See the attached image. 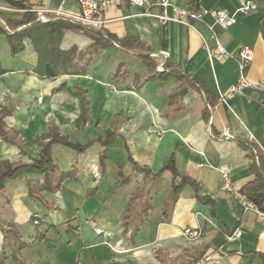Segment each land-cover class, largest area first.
Listing matches in <instances>:
<instances>
[{"label": "crops", "instance_id": "0c3cea01", "mask_svg": "<svg viewBox=\"0 0 264 264\" xmlns=\"http://www.w3.org/2000/svg\"><path fill=\"white\" fill-rule=\"evenodd\" d=\"M22 1L58 10L48 14L50 21L79 25L69 18L81 11L77 0ZM191 1L174 0L186 9L192 8ZM243 1L200 0V9L208 13L190 20L192 27L140 15L127 0H118L104 13L101 31L139 37L158 73L170 62L181 73L199 77L210 101L204 90L192 87L181 94L184 84L175 76L161 79L151 73L137 57L140 51H125L116 43L93 49L83 30L65 31L56 44L62 50L76 48L74 62L82 70L54 77L37 69L43 45L26 39L25 49L13 55L6 35L0 34V109L10 110L6 123L23 139L20 147L0 137V161L27 164L16 178L4 180L0 191V264H197L206 255L214 261L205 264H264V225L222 188L221 178V169L227 168L235 191L241 192L255 179L251 144L264 151V91L249 87L228 95L237 81L236 55L242 46L253 47L255 54L248 79L264 83V0H255L258 7L251 13L237 12L236 22L226 29L210 14L220 9L234 13ZM150 10L162 12L156 5ZM23 12L5 11L13 18ZM218 41L229 57L211 62L208 51ZM80 94L88 101L85 122L79 121ZM53 126L87 148L52 145L54 163L61 170L75 169L77 175L57 192L39 194L42 202L29 191L44 175L30 164L39 157L38 140ZM130 155L153 172L172 156L179 176L196 186L185 185L173 201L171 172L153 178L135 170ZM166 173L169 186L161 183ZM89 190L94 193L88 195ZM36 212L44 219L39 225L31 221ZM96 227L111 236L97 234ZM186 227L198 229L200 237H183ZM236 228L241 236L228 241L224 233ZM105 240L121 242L127 250L116 253Z\"/></svg>", "mask_w": 264, "mask_h": 264}, {"label": "trees", "instance_id": "16d2710c", "mask_svg": "<svg viewBox=\"0 0 264 264\" xmlns=\"http://www.w3.org/2000/svg\"><path fill=\"white\" fill-rule=\"evenodd\" d=\"M5 3L12 5L16 8L26 9L21 17L13 18L6 15L5 11L0 10V34H5L11 53L17 54L25 49V40H32L35 46L43 45L42 49L39 48V65L37 67L39 73L45 76H57L61 72L67 73V71L75 69L81 71L82 68L78 67L74 62V55L76 48L70 50H62L56 47V44L60 42L63 34L67 30L77 29L83 30L84 34L93 40L92 48L99 49L107 47L111 44H118L119 47L125 51L137 50L140 54L137 57L149 68L151 73L159 76L161 79H166L170 76H175L183 81L184 88L180 93H184L189 87L204 90L207 93L209 101L212 100L210 92L207 90L205 83L197 76H190L185 73H181L170 63L166 62L164 70L160 73L157 72V63L155 59L149 53V47L145 41L139 37L126 35L122 38H118L112 33L104 32L101 30H94L85 27L81 24H73L65 19L51 20L47 22L37 23L38 15L35 11H31L32 8L29 5L19 0H3ZM191 10L198 11L200 9V0H192ZM52 44L54 46H52ZM144 52H147L146 54ZM84 51L80 52V58L83 59ZM168 69V71H167ZM81 99V114L79 121H86L88 101L83 94H80ZM10 115V110L7 108L0 109V137L4 140L16 144L22 147L23 139L19 133L7 125L6 117ZM208 118V114L205 112V119ZM110 134V133H109ZM40 151L39 157L33 159L30 166L40 171L44 175V181L42 183L33 182L30 184V196L42 201L39 194L42 192L54 193L57 192L65 182V180L73 178L77 175L75 169L61 170L57 164L54 163L52 157V145L55 143H61L76 151H84L87 146L82 145L79 142L71 141L68 136L61 135L58 132L57 127L53 126L49 130L46 136L41 137L38 140ZM250 158L253 161L251 165V171L255 174V179L249 182L241 192L247 197L252 199L262 210H264V151L257 144H251ZM22 153L26 154L23 150ZM106 155L101 156V168L105 169ZM130 160L133 162L134 168L137 171H142L146 175H151L153 178L161 177L165 170H169L172 174L171 185L173 187L172 199L175 201L182 188L187 185L196 186L194 180L189 177H180L175 168V162L171 156L164 164V166L157 172H153L149 167L139 165L130 155ZM27 166L22 162H9L0 161V191L4 188V180L16 178L21 170ZM94 193V190H89L88 195ZM229 231L228 233H232ZM42 236V235H41ZM204 255H202L203 257ZM201 257V258H202ZM264 259V255H262ZM201 258L197 259L199 261Z\"/></svg>", "mask_w": 264, "mask_h": 264}, {"label": "built area", "instance_id": "2783aa9c", "mask_svg": "<svg viewBox=\"0 0 264 264\" xmlns=\"http://www.w3.org/2000/svg\"><path fill=\"white\" fill-rule=\"evenodd\" d=\"M80 5V13L78 15H71L69 18L77 22L85 27L94 29V30H102L106 20L104 18V13L108 9L110 5H114L118 2V0H77ZM132 5L139 8L138 14L145 16H152L160 21L168 22L173 21L177 23H183L189 27H192V23L190 20L198 19L203 14L208 13L206 9H199L198 11H194L191 9L183 8L177 5L174 0H127ZM159 6L162 8V12L154 13L150 10L153 6ZM257 3L255 0H246L243 1L237 10L234 13L228 12L226 9L214 10L211 11L210 14L213 16L215 20V24L219 25L222 28H229L236 22V14L237 12L243 13H251L253 10L257 8ZM172 8V14L168 13V9ZM1 11H16L21 10L25 11L26 9L15 8L9 4H0ZM31 11H35L38 15V18L42 20V22L50 21V17L48 14H58V10H49L44 8H31ZM254 49L251 46L245 45L242 46L237 55V64H238V77L237 81L234 85H232L230 89V93L228 95H234L242 93L245 89L249 87L259 88L264 91V83L262 82H252L248 79L247 71L254 59ZM209 60L212 62L213 59L224 60L229 57V53L226 48L218 41L216 48L214 50L208 51ZM227 95V96H228ZM222 96L223 100L227 99ZM221 178H222V188L230 193H233L237 202L243 207L246 211H253L256 215V219L264 225V210H262L252 199L247 197L240 191H235L234 185L232 182L231 175L227 168L221 169ZM32 222L34 225H39L43 222V217L40 213L36 212L32 215ZM95 232L99 235H104L106 237L111 236V231L105 230L102 227H96ZM183 237L188 240H196L200 237L201 233L198 229L192 227H186L181 231ZM225 238L228 241H232L237 237H240L242 231L240 228H236L232 233H224ZM104 243L114 252L120 253L124 252L127 249L124 248L121 242L111 243L108 240H105ZM210 261H214L212 255H206L201 261L197 264H205Z\"/></svg>", "mask_w": 264, "mask_h": 264}, {"label": "rangeland", "instance_id": "374dc122", "mask_svg": "<svg viewBox=\"0 0 264 264\" xmlns=\"http://www.w3.org/2000/svg\"><path fill=\"white\" fill-rule=\"evenodd\" d=\"M64 149H65V148H64ZM161 183H162V184H166L167 186L170 185V174H169V173H166V174H165V177H164V179L162 180ZM167 190H168V188H167ZM186 191H191L190 187H187V188H186ZM31 217H32V216H31ZM31 221H32V218H31ZM31 225H33V224H30V225H28V226L31 227Z\"/></svg>", "mask_w": 264, "mask_h": 264}, {"label": "water", "instance_id": "95a60500", "mask_svg": "<svg viewBox=\"0 0 264 264\" xmlns=\"http://www.w3.org/2000/svg\"><path fill=\"white\" fill-rule=\"evenodd\" d=\"M40 22H42V20H41V19H38V20H37V23H40ZM48 246H55V244H53V243H48Z\"/></svg>", "mask_w": 264, "mask_h": 264}]
</instances>
